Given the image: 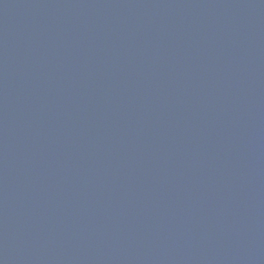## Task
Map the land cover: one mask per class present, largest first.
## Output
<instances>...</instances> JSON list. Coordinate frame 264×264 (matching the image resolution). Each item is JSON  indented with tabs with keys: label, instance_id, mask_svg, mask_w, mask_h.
I'll return each instance as SVG.
<instances>
[{
	"label": "water",
	"instance_id": "1",
	"mask_svg": "<svg viewBox=\"0 0 264 264\" xmlns=\"http://www.w3.org/2000/svg\"><path fill=\"white\" fill-rule=\"evenodd\" d=\"M0 264H264V0H0Z\"/></svg>",
	"mask_w": 264,
	"mask_h": 264
}]
</instances>
